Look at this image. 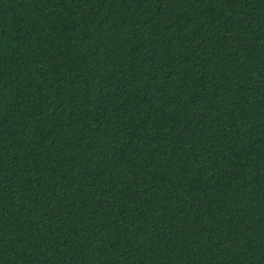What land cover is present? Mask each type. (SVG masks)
<instances>
[{
    "label": "trees",
    "instance_id": "1",
    "mask_svg": "<svg viewBox=\"0 0 264 264\" xmlns=\"http://www.w3.org/2000/svg\"><path fill=\"white\" fill-rule=\"evenodd\" d=\"M0 264H264V0H0Z\"/></svg>",
    "mask_w": 264,
    "mask_h": 264
}]
</instances>
